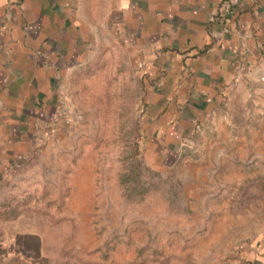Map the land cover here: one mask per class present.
<instances>
[{
    "label": "rangeland",
    "instance_id": "374dc122",
    "mask_svg": "<svg viewBox=\"0 0 264 264\" xmlns=\"http://www.w3.org/2000/svg\"><path fill=\"white\" fill-rule=\"evenodd\" d=\"M99 28L52 108L0 127V264L239 262L264 237V89L151 167L136 50Z\"/></svg>",
    "mask_w": 264,
    "mask_h": 264
},
{
    "label": "crops",
    "instance_id": "0c3cea01",
    "mask_svg": "<svg viewBox=\"0 0 264 264\" xmlns=\"http://www.w3.org/2000/svg\"><path fill=\"white\" fill-rule=\"evenodd\" d=\"M223 1L0 0V127L52 108L83 34L105 26L136 50L145 76V157L151 167L170 164L194 128L224 121L241 92L264 89V0L226 15ZM235 264H264V237Z\"/></svg>",
    "mask_w": 264,
    "mask_h": 264
},
{
    "label": "built area",
    "instance_id": "2783aa9c",
    "mask_svg": "<svg viewBox=\"0 0 264 264\" xmlns=\"http://www.w3.org/2000/svg\"><path fill=\"white\" fill-rule=\"evenodd\" d=\"M244 0H224L223 13L229 14L236 6H239Z\"/></svg>",
    "mask_w": 264,
    "mask_h": 264
}]
</instances>
